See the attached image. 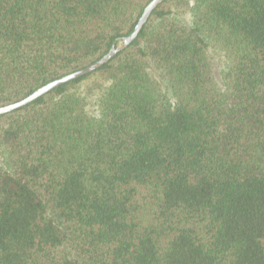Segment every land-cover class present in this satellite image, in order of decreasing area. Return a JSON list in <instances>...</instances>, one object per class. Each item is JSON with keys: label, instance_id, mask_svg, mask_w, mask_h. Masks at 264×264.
I'll use <instances>...</instances> for the list:
<instances>
[{"label": "trees", "instance_id": "obj_1", "mask_svg": "<svg viewBox=\"0 0 264 264\" xmlns=\"http://www.w3.org/2000/svg\"><path fill=\"white\" fill-rule=\"evenodd\" d=\"M149 1L0 0V106ZM0 264H264V0H163L1 114Z\"/></svg>", "mask_w": 264, "mask_h": 264}, {"label": "water", "instance_id": "obj_2", "mask_svg": "<svg viewBox=\"0 0 264 264\" xmlns=\"http://www.w3.org/2000/svg\"><path fill=\"white\" fill-rule=\"evenodd\" d=\"M162 1L163 0H150L145 5L140 17L138 18V20H137V22L133 28V30L127 36L121 37L116 42H114L111 45L109 51L107 53L103 54L100 58H98L94 62H92V63H90L84 67H81L77 70H74L72 72H69L67 74H64L58 78H55V79L47 82L46 84L35 89L33 92H31L29 95L25 96L24 98H21L17 101L7 103V104L0 106V115L7 113V112H10L12 110H15L17 108H20V107L32 102L36 98L42 96L43 94L47 93L48 91L52 90L53 88L60 86V85L66 83L68 81H71V80L77 79L81 76H84V75L98 69L102 65H104L106 62H108L110 59H112L120 50H122L124 47L128 46L136 38V36L139 34L141 28L143 27V25L145 24V22L149 18L152 10Z\"/></svg>", "mask_w": 264, "mask_h": 264}, {"label": "rangeland", "instance_id": "obj_3", "mask_svg": "<svg viewBox=\"0 0 264 264\" xmlns=\"http://www.w3.org/2000/svg\"><path fill=\"white\" fill-rule=\"evenodd\" d=\"M208 55H209L210 60H211L212 74H213L214 80L217 81V82H220V73H221V71H222V69L224 68V65H225L224 52L222 50L218 49V48H210L208 50ZM91 82L84 83L83 87L81 88V92L83 94H85V96H88L87 97L88 98L87 99V101H88V106L87 107L90 110H93L95 108L94 105H93L95 98L90 96V95H87L86 93H87L89 87H94L95 90H96L100 86V84H102V81L101 80H98V81L96 80L97 88H96V86H93L94 82L93 81H91Z\"/></svg>", "mask_w": 264, "mask_h": 264}]
</instances>
